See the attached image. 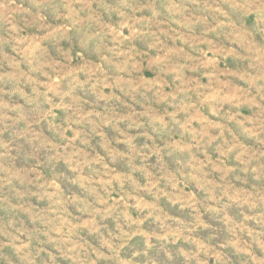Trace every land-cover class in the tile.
I'll return each instance as SVG.
<instances>
[{
    "label": "rangeland",
    "instance_id": "1",
    "mask_svg": "<svg viewBox=\"0 0 264 264\" xmlns=\"http://www.w3.org/2000/svg\"><path fill=\"white\" fill-rule=\"evenodd\" d=\"M240 3L0 0V264H264Z\"/></svg>",
    "mask_w": 264,
    "mask_h": 264
},
{
    "label": "clouds",
    "instance_id": "2",
    "mask_svg": "<svg viewBox=\"0 0 264 264\" xmlns=\"http://www.w3.org/2000/svg\"><path fill=\"white\" fill-rule=\"evenodd\" d=\"M238 7L242 8H248V9H255L257 7L264 9V4H256L253 0L252 3H248L247 0H241V3L238 5Z\"/></svg>",
    "mask_w": 264,
    "mask_h": 264
}]
</instances>
